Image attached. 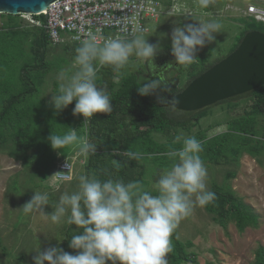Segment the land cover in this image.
Returning a JSON list of instances; mask_svg holds the SVG:
<instances>
[{
	"label": "trees",
	"instance_id": "1",
	"mask_svg": "<svg viewBox=\"0 0 264 264\" xmlns=\"http://www.w3.org/2000/svg\"><path fill=\"white\" fill-rule=\"evenodd\" d=\"M162 1L165 4L171 2ZM35 17L44 20L43 15ZM20 19V15L0 13V150L6 149L9 156L21 159L25 165H33L38 175L49 173L55 165L57 152L65 157L73 147L53 150L47 139L51 133L65 134L70 127L77 129L79 135L87 136L89 142L96 145V153L86 160L85 168L88 173L94 174L102 181L113 179L122 180L124 183L141 182L143 164L140 160H130L124 152L138 151L144 154L143 158L150 156L153 160L156 154L164 153L170 147H180L179 144L173 145L172 141L156 142L153 133H161L172 139L173 133L179 128L189 130L207 113L208 106L196 111L177 109L182 111L177 116L178 114L169 110V107L173 106L158 104L155 95H138V87L145 82L159 79L160 75L150 72L147 78H142V71L138 68L127 73H117L111 67H104L97 73L96 83L110 95L113 105L110 114H95L85 125L82 116L72 115L75 101L59 114H55L49 102H45L44 97L39 95L40 86L50 69L46 62V53L51 40L44 27L29 22L23 23ZM243 21L247 25L246 29L264 32L263 21L256 20L253 16ZM27 38L31 58H24L15 50L21 48ZM65 44L66 50H69L75 49L80 43L70 44L66 41ZM198 64L201 66L197 71H188L198 67ZM207 67L209 65L205 66L199 62L192 63L187 68H175L174 76L164 77L170 84L167 93L161 94L172 96ZM183 71L186 79L181 82ZM57 90L58 87L55 88V94ZM241 97H247L250 103L241 114L227 120L225 131L210 137L203 131L193 135L203 142V152L200 153L203 161L228 162L236 160L244 152L252 156L258 155L264 148L261 142L264 139V85L220 102L228 101V107L234 108L237 102L231 100ZM258 119L261 120L259 126ZM233 175L232 171L226 173L227 178ZM209 191L215 193L216 199L204 206V209L219 226L226 228L227 224L232 222L238 231H243L246 227L258 225V216L253 208L230 187L214 183ZM80 231L82 229L68 225L60 248L75 254L68 247V243L71 237ZM171 241L173 251L169 253L170 264H198L196 253L186 249L192 242L179 239L177 229ZM254 264H264L262 245L255 251Z\"/></svg>",
	"mask_w": 264,
	"mask_h": 264
},
{
	"label": "clouds",
	"instance_id": "2",
	"mask_svg": "<svg viewBox=\"0 0 264 264\" xmlns=\"http://www.w3.org/2000/svg\"><path fill=\"white\" fill-rule=\"evenodd\" d=\"M198 2L200 7L208 8L213 0ZM221 28V22L215 19L174 27L170 45L174 60L163 68L190 66L202 48L216 41ZM162 51L159 41H147L139 25L131 37L108 38L103 43L89 34L75 48L73 63L76 71L60 74L62 82L49 104L54 113L59 114L75 101L72 115L82 116L85 125L95 114H110L112 101L109 93L98 87L97 73L104 67H111L119 73L133 56L155 72L162 69L154 63ZM169 84L161 75L159 79L143 83L137 92L140 96L155 95L156 102L162 106L177 103L161 94L167 93ZM47 139L53 150L75 146L77 156L85 160L97 150L87 136L79 135L77 129L70 127L65 134L51 133ZM172 144L180 147H170L161 153L171 163L154 182L155 195L145 190L140 181H102L94 174H81L78 176V190L62 193L54 210L45 214L49 193L34 192L22 206L25 214L36 211L54 224H67L82 231L73 235L68 243L75 254L58 246L41 252L38 246L33 264H169L166 257L173 251L171 237L179 223L189 217L195 207H204L216 199L215 193L207 188L208 171L200 155L203 142L195 136L177 135ZM124 155L137 161L144 156L131 150H126ZM56 188L58 190L59 186Z\"/></svg>",
	"mask_w": 264,
	"mask_h": 264
},
{
	"label": "rangeland",
	"instance_id": "3",
	"mask_svg": "<svg viewBox=\"0 0 264 264\" xmlns=\"http://www.w3.org/2000/svg\"><path fill=\"white\" fill-rule=\"evenodd\" d=\"M174 1L176 6L173 12L160 14L156 21L150 19L147 22L148 30L143 33L149 43L159 41L163 51L157 54L154 63L158 69H162L151 71L133 56L119 73L131 72L138 68L142 71L140 76L142 78H147L150 72L163 77L174 76L175 68H163L165 66L163 63L167 64L174 60L169 50L174 27L188 23H204L213 19L221 22L222 28L216 35V41L202 48L197 54L198 59L193 62L199 63V59L206 58L210 52L217 53L218 49H227L233 41V32L230 28L238 24L237 17L251 14L250 6L264 10V0H213L207 9L200 7L198 0ZM20 18L23 23H28L24 16L20 15ZM25 40L27 42H23L21 48L15 50L20 56L31 58L29 38ZM65 42L57 44L50 42L47 46L46 62L50 69L39 91V95L44 97L47 103L51 96L55 95V88L62 82L59 79L60 74L76 71L73 63L75 49L66 50ZM67 42L72 43L69 40ZM200 66L198 64V67L188 71H197ZM180 78L181 82L186 79L185 71ZM231 101L237 102L234 108L228 107V101L209 105L207 113L196 124L189 130L179 128L173 133L172 139L161 133H153V138L161 143L173 141L177 135L193 136L198 131H203L207 137L225 131L227 120L241 114L250 103L247 97ZM169 110L178 114L177 116L182 112L173 107H169ZM260 122L258 119L257 126ZM261 142L264 144V139ZM76 153L75 146L68 150L65 157L57 152L55 165L49 173L38 175L33 165H25L21 159L9 156L6 149L0 150V264H33V256L37 254L38 246L41 252L48 247H60L68 225L54 224L50 218L36 211L25 214L22 206L31 199L34 192H48L49 205L44 206V213L50 214L62 193L77 191L78 176L91 173L86 171V160ZM155 157L153 160L149 157L140 160L144 166L141 183L144 189L154 195L156 194L154 182L159 178L161 171L171 163L161 154H156ZM64 159L72 161L73 176L68 181L60 182L57 190V185L51 184V177L56 164ZM204 164L208 171L206 181L208 190L214 183L230 187L239 198L253 208L258 216V225L238 231L234 223L230 222L226 228H222L213 221L204 207L197 206L189 217L179 223L177 236L182 241L192 242L186 249L196 253L198 264H254L256 249L260 245L264 246V148L255 156L244 152L236 160L220 163L205 160ZM230 171L234 172V175L227 178L226 173ZM166 258L170 264V254Z\"/></svg>",
	"mask_w": 264,
	"mask_h": 264
},
{
	"label": "built area",
	"instance_id": "4",
	"mask_svg": "<svg viewBox=\"0 0 264 264\" xmlns=\"http://www.w3.org/2000/svg\"><path fill=\"white\" fill-rule=\"evenodd\" d=\"M176 2L162 0H53L37 14H20L32 25L44 27L53 44L78 42L89 34L100 43L108 38L131 37L137 25L147 32V22L160 14L172 13ZM256 20L264 22V10L249 7ZM35 15H43L44 20ZM79 37V39H77ZM73 176V163L64 159L56 164L51 184L58 185Z\"/></svg>",
	"mask_w": 264,
	"mask_h": 264
},
{
	"label": "water",
	"instance_id": "5",
	"mask_svg": "<svg viewBox=\"0 0 264 264\" xmlns=\"http://www.w3.org/2000/svg\"><path fill=\"white\" fill-rule=\"evenodd\" d=\"M53 0H0V13L37 14ZM264 85V32L247 31L225 57L169 97L176 109L196 111Z\"/></svg>",
	"mask_w": 264,
	"mask_h": 264
},
{
	"label": "flooded vegetation",
	"instance_id": "6",
	"mask_svg": "<svg viewBox=\"0 0 264 264\" xmlns=\"http://www.w3.org/2000/svg\"><path fill=\"white\" fill-rule=\"evenodd\" d=\"M254 8L258 9L257 7H254ZM252 16L253 15L248 14V15H244V16H239V18L237 17L236 20H237L238 24L235 26H232L231 28L229 27L230 30L233 32V35H232L233 41L231 42V44L227 47V49L221 48V49H218L217 53L210 52L206 58H200L199 60H200L201 64H203L205 66H208V65L211 66L215 62H217L220 59H222L223 57H225L228 53H230L238 45L242 36L247 31L257 30V29H246L247 25H245V22L243 21V19H248L249 17H252ZM258 31H260V30H258ZM241 33H242V35H240ZM212 50L213 49H210V51H212ZM163 65H166V64L163 63Z\"/></svg>",
	"mask_w": 264,
	"mask_h": 264
}]
</instances>
